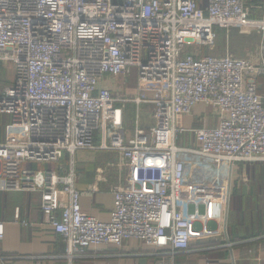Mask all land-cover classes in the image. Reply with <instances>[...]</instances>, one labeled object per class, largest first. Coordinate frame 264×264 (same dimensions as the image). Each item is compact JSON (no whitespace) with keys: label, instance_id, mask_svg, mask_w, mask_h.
<instances>
[{"label":"built area","instance_id":"1","mask_svg":"<svg viewBox=\"0 0 264 264\" xmlns=\"http://www.w3.org/2000/svg\"><path fill=\"white\" fill-rule=\"evenodd\" d=\"M234 28L261 33L254 55H201L215 47V29ZM0 62L14 68L0 92V115L22 136L0 143V192L39 194L67 264L129 240L168 248L162 254L175 264L193 241L222 232L229 186L221 168L264 163V97L256 94L264 78V1L207 0L203 10L195 0H0ZM133 71L136 96L113 94L107 79L125 83ZM126 103L135 107L130 138L117 126V104ZM198 105L212 109L216 124L180 126ZM184 135L200 148L178 146ZM81 151L116 152L126 161L125 181L110 188L108 222L80 209ZM200 159L217 172L205 186L195 183ZM3 233L0 222V242Z\"/></svg>","mask_w":264,"mask_h":264},{"label":"crops","instance_id":"2","mask_svg":"<svg viewBox=\"0 0 264 264\" xmlns=\"http://www.w3.org/2000/svg\"><path fill=\"white\" fill-rule=\"evenodd\" d=\"M263 1L258 0V3L262 4ZM195 2L200 9H206L207 0ZM254 30L258 34L259 46L261 33ZM217 31L215 30V33L218 35ZM199 52L206 56L203 49ZM133 79L131 85H123V95L118 96L126 100L136 96L137 92L133 91L136 80ZM107 83L112 91L116 90L112 79H107ZM256 94L264 97V78L257 80ZM117 107L120 110L119 121L122 114L129 112V108L134 112L132 114L130 110L129 124L127 130H124L126 137L130 138L134 130L135 107L131 103L117 104ZM150 112L149 105L142 106L143 125L150 122ZM4 116L7 115H0V143L21 142L22 136L9 129L10 120L4 123ZM215 119L216 114L210 107L198 105L190 116L179 120V125L200 129L203 126H214ZM94 144H99L98 133H95ZM176 144L194 150L200 148L199 144L187 135L179 136ZM66 157L67 155H64L63 162H66ZM75 160L78 173L76 187L80 193L81 211L100 222H108L113 210L110 188L125 181L128 174L126 161L116 152L105 151H81L76 154ZM216 174V171H209L203 179L197 174L195 183L205 186ZM219 176L229 186L227 210L231 216L230 220L223 226L219 235L193 241L187 252L174 257V263L264 264V163L223 166ZM16 216L18 221H15ZM20 221L28 225L23 226ZM0 222L4 230L0 242V264H67L63 259L65 243L53 232L52 227L45 223L39 208V194L0 192ZM167 251L168 248L155 249L129 240L120 248H91L81 253L74 264H168V257L162 254Z\"/></svg>","mask_w":264,"mask_h":264},{"label":"rangeland","instance_id":"3","mask_svg":"<svg viewBox=\"0 0 264 264\" xmlns=\"http://www.w3.org/2000/svg\"><path fill=\"white\" fill-rule=\"evenodd\" d=\"M120 2V0H115V3ZM216 31L218 29H215ZM220 31L218 32V35L215 33V47L213 48L212 51L209 50L207 51V48H202L205 52L204 54L206 55H211V56H216L220 57L223 56L224 54L228 53L229 55L235 57V58H246L254 55L256 52L257 48V42H258V34L254 29L251 28H234L231 29L230 31ZM196 50V48H194ZM135 72L133 71L131 76L129 77V80L124 84L122 78H112L114 81L113 84H115L116 90L112 91L113 94L115 95H123V85L129 86L131 85L132 80H134ZM14 77V68L11 63H2L0 62V92L1 90L4 89L8 85V83L13 81ZM136 80V79H135ZM120 91V93H119ZM134 93L136 92V86L134 88ZM125 92V91H124ZM123 98V97H122ZM130 110L129 112H126L122 114V117L120 121L118 122V127L122 128L123 130H127V124H129L128 120L130 118ZM209 117V116H208ZM4 123L10 120L9 116H4L3 117ZM124 124V126H122ZM129 126V125H128ZM188 159L187 161L191 160V157H185ZM202 160V165L201 168L198 172V175H200L203 179V176L205 173H208L209 171H206V166H208V161L205 159H200ZM246 166V165H242ZM38 170L43 169L45 170L47 168L45 163H41L37 165ZM49 169H53V165L48 166ZM205 171V172H204ZM231 216L230 213H228V210L226 211L225 215V225L227 222L230 220ZM255 220V219H254Z\"/></svg>","mask_w":264,"mask_h":264},{"label":"trees","instance_id":"4","mask_svg":"<svg viewBox=\"0 0 264 264\" xmlns=\"http://www.w3.org/2000/svg\"><path fill=\"white\" fill-rule=\"evenodd\" d=\"M217 32H219V30L217 31ZM208 50V49H207ZM209 51V50H208ZM204 53V52H203ZM129 107H130V105H129ZM129 110H131V108H129ZM131 113L133 114L134 112H133V110H131Z\"/></svg>","mask_w":264,"mask_h":264}]
</instances>
